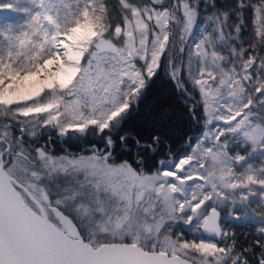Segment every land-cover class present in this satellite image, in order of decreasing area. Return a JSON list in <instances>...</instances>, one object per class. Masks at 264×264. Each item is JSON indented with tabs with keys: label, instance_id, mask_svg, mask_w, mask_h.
Instances as JSON below:
<instances>
[{
	"label": "snow or ice",
	"instance_id": "obj_1",
	"mask_svg": "<svg viewBox=\"0 0 264 264\" xmlns=\"http://www.w3.org/2000/svg\"><path fill=\"white\" fill-rule=\"evenodd\" d=\"M15 3L26 19L0 26V264H264V0H203L202 22L201 0ZM161 67L202 130L149 168L170 114ZM41 129L102 147L54 155ZM224 208L261 222L256 247Z\"/></svg>",
	"mask_w": 264,
	"mask_h": 264
},
{
	"label": "trees",
	"instance_id": "obj_2",
	"mask_svg": "<svg viewBox=\"0 0 264 264\" xmlns=\"http://www.w3.org/2000/svg\"><path fill=\"white\" fill-rule=\"evenodd\" d=\"M47 2V0H46ZM53 3H60L61 0H52ZM63 2L67 3L69 0H63ZM236 0H215V3L218 6H226L228 4H234ZM4 3H13L14 8H0V26H5L9 23H19L26 19L23 12L18 11L19 7L22 5L16 4L15 0H0V4ZM110 8L113 10H118V0H108ZM203 0H201V14H200V22L203 21ZM246 17L251 19V10H246ZM247 33H245L246 35ZM3 38L0 37V40ZM176 62H179V55L176 56ZM154 83L152 85V91L154 95L163 96L164 100L170 106V114L168 120L164 126L165 128V135H164V143L159 146L158 151L155 154V157H152L148 161V167H154L155 159L160 157H164L168 151L166 145H171V149L174 154L179 155L184 151H188L189 149L185 145L184 137L192 132L198 133L202 130L201 124L195 123L192 118L188 114V105L184 103V98L179 93L173 81L169 79L163 67L158 72V76L154 77ZM191 87V85H189ZM191 101H189V104ZM200 109H197L199 112ZM146 118H145V109L142 107L140 109V116L134 117L130 124L135 127H143L145 126ZM65 141V147L63 149H56L54 150V155H61L65 153V150L69 152L80 153L81 149L87 148L92 144H96L102 147V142L100 141L99 137H95L92 135H88L83 140H74L63 138ZM194 142V141H193ZM118 157L126 156L122 149H117ZM259 162H257V165ZM61 182H63V178H61ZM256 198H254L255 200ZM251 208L256 211V213L264 212V206H258L257 203L253 202L251 204ZM240 211V209H237ZM228 212L227 208L222 210V219L223 215H226ZM231 224H224V227L229 231L234 232L238 246L241 247H248L252 245L256 247V240L260 237L256 234V229L258 224L261 222L256 220L252 217L251 213L243 220H232Z\"/></svg>",
	"mask_w": 264,
	"mask_h": 264
},
{
	"label": "flooded vegetation",
	"instance_id": "obj_3",
	"mask_svg": "<svg viewBox=\"0 0 264 264\" xmlns=\"http://www.w3.org/2000/svg\"><path fill=\"white\" fill-rule=\"evenodd\" d=\"M49 135H51V142L48 143V147L52 149L53 152L56 149H63L65 147L66 143L64 139L60 138L54 130L49 131V130L41 129L40 131H38V141H33V142H37L38 144H43L49 140Z\"/></svg>",
	"mask_w": 264,
	"mask_h": 264
},
{
	"label": "rangeland",
	"instance_id": "obj_4",
	"mask_svg": "<svg viewBox=\"0 0 264 264\" xmlns=\"http://www.w3.org/2000/svg\"><path fill=\"white\" fill-rule=\"evenodd\" d=\"M203 15H204V12H202ZM202 22V21H201ZM44 130H54L56 132L55 129H44ZM40 131V130H38ZM57 133V132H56ZM194 144V142H193ZM257 162H259L258 164H261V160L259 159V157H256L255 160H254V163L257 164ZM82 179V177H80ZM64 179V178H63ZM67 179H71L70 177H68ZM228 210V209H227ZM222 224L224 225L225 223L226 224H231L232 219L228 217V212L226 215H223V219H222ZM183 233V235L185 236V238L191 240V239H194L196 238L199 234L198 233H193L189 230V228L185 225H183L182 223H177V225L174 227L173 229V234H177V233Z\"/></svg>",
	"mask_w": 264,
	"mask_h": 264
},
{
	"label": "water",
	"instance_id": "obj_5",
	"mask_svg": "<svg viewBox=\"0 0 264 264\" xmlns=\"http://www.w3.org/2000/svg\"><path fill=\"white\" fill-rule=\"evenodd\" d=\"M221 218H222V212H221ZM221 221H222V219H221ZM213 239H218V238H213Z\"/></svg>",
	"mask_w": 264,
	"mask_h": 264
}]
</instances>
